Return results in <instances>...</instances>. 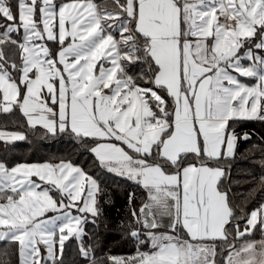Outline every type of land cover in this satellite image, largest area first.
I'll list each match as a JSON object with an SVG mask.
<instances>
[{
  "label": "snow or ice",
  "instance_id": "obj_1",
  "mask_svg": "<svg viewBox=\"0 0 264 264\" xmlns=\"http://www.w3.org/2000/svg\"><path fill=\"white\" fill-rule=\"evenodd\" d=\"M113 3V11H101L94 0H0V113L18 109L29 127L52 134L70 130L101 166L140 184L149 202L131 216L144 218L145 228L171 216L168 201H175L169 227L182 226L188 239L148 232L154 252L109 257L111 264H218L217 255L223 264H264V239H245L257 225L264 231V204L233 233L228 192L218 185L223 170L208 163L234 154L238 137L229 121H264V0ZM6 45L17 51L6 56ZM24 139L0 130L5 144ZM97 190L71 163L0 162V241L18 242L21 264H55L53 237L58 231L61 258L66 240L81 241L87 220L71 209L95 223ZM48 211L62 214L41 219ZM127 235L143 243L131 224ZM216 241L227 247L218 252ZM79 252L102 264L82 242Z\"/></svg>",
  "mask_w": 264,
  "mask_h": 264
},
{
  "label": "trees",
  "instance_id": "obj_2",
  "mask_svg": "<svg viewBox=\"0 0 264 264\" xmlns=\"http://www.w3.org/2000/svg\"><path fill=\"white\" fill-rule=\"evenodd\" d=\"M94 3L101 11H104V8L113 11L115 7L113 0H94ZM5 47L13 49L11 46H4L5 55ZM0 129L25 130V139L22 141L7 144L0 141V162L5 163L7 167L11 168L17 164L56 165L67 162L81 168L87 176L96 181L98 190L95 198L100 215L95 218V223L92 222L91 215L86 218L87 222L82 224L81 242L85 248L91 247L94 250L98 261L111 264L109 257L128 259L136 256L138 251L144 252L147 249L148 243L144 240V235L148 229L141 219L136 222L131 216L133 209L139 216V209L148 200L146 190L141 185L106 171L93 156L88 145L77 140L70 132L57 131L55 134H49L42 127L28 128L18 110L10 114L0 113ZM229 130L235 132L238 139L233 156L222 157L216 161L218 165L229 169L219 187L222 191L227 190L234 220H237L243 230L247 223L239 222L241 217L260 208L264 202V121H229ZM245 133L248 139H244ZM130 224L140 233L143 243H138L127 235ZM259 236H262V229L257 225L252 235L245 239L255 240ZM216 245L217 251L227 247L223 241L216 242ZM79 248L80 243L74 238H69L65 241L63 257H59L55 264H90V261L80 254ZM0 261H3V264H19L16 242H0Z\"/></svg>",
  "mask_w": 264,
  "mask_h": 264
},
{
  "label": "rangeland",
  "instance_id": "obj_3",
  "mask_svg": "<svg viewBox=\"0 0 264 264\" xmlns=\"http://www.w3.org/2000/svg\"><path fill=\"white\" fill-rule=\"evenodd\" d=\"M63 2H67V0H56V3L57 4H60V3H63ZM104 10H107V9H105L104 8ZM108 11V10H107ZM0 22H2V18H0ZM16 34L15 33H13V36H15ZM21 36H22V29H21ZM67 42H70V40L69 41H67ZM47 44H48V46L49 47H51L52 48V50L53 51H57L58 49H59V45L58 44H56V43H53V42H51V41H47ZM13 50H15L14 48L12 49V50H10V48L9 47H5V51H6V56H9V54H10V52H12ZM242 52L244 51V49H242L241 50ZM242 63L245 65V66H247V65H249L250 63H251V61H248V60H244V61H242ZM62 67V66H61ZM239 79H240V81L242 82V83H244V84H246V85H249V86H251V85H254L255 83H256V81L254 80V79H252V78H249V77H239ZM45 95H47V93H46V90H45ZM52 107L55 109V111L58 113V111H59V109H58V106H56V105H52ZM18 110V109H17ZM19 111V110H18ZM20 113V112H19ZM20 115L24 118V123H25V125L28 127V128H33V127H29V125H28V123H27V118H25L24 116H23V114L22 113H20ZM57 120H58V115L55 117ZM37 126H40V125H37ZM36 126V127H37ZM40 127H42V126H40ZM35 128V127H34ZM0 130H5V131H8V132H20V133H22V134H25V130H10V129H0ZM57 131H59V130H57ZM49 134H52V133H49ZM17 141H22V140H17ZM17 141H12V142H17ZM12 142H9V143H12ZM61 163V162H60ZM60 163H58V164H60ZM57 165V164H56ZM105 169H107L106 167H105ZM106 171H108V170H106ZM109 172V171H108ZM112 174L114 173V172H111ZM126 179H127V177H125ZM31 179L35 182V183H37V184H40L41 185V188H49L50 186L49 185H47V184H45L44 182H42V181H40L39 180V178H37V177H31ZM127 180H129V179H127ZM129 181H132V180H129ZM134 182V181H133ZM136 183V182H135ZM140 185V184H139ZM38 190H41V189H38ZM50 195L54 198V199H56V200H60L61 199V196H60V194L55 190V189H53L51 192H50ZM84 196L86 197V192L84 193ZM0 202H3V201H0ZM67 202V201H66ZM147 203H148V201H147ZM79 206H81L80 204H79ZM174 209H175V206H174ZM152 211L153 212H155L156 211V209L155 208H153L152 209ZM173 211V210H172ZM71 212H72V214L73 215H80V216H82V217H88V216H90L88 213H79V212H77L76 211V209L75 208H73V209H71ZM47 213V212H46ZM45 213V214H46ZM48 213H50V214H48V215H44V217H41V219H47V218H51V217H53V216H56V215H60V214H62L61 212H56V211H48ZM251 214V213H250ZM152 216L151 215H149L148 217H147V219L148 220H152ZM156 219H157V222H158V227L157 228H155V229H148V228H146V229H148L147 231H145V235H144V240H146L147 241V243H148V248H149V250H151V251H148V252H145V253H152V252H154L155 251V249H153L152 248V245H151V241L148 239V236H147V233L148 232H154V233H156V234H168V235H178V236H181V237H183V238H185L186 236H185V234H183V232L180 230V227L179 226H177V231L176 232H173L172 231V229L169 227V225L170 224H172L171 223V221H169V219H170V216H168V215H165V216H158V217H156ZM141 221H144V218H141ZM234 221V222H233ZM232 222L233 223H235L237 220H233ZM59 232L57 231L56 232V235L53 237V239H54V241H56V244H55V246H54V248H55V261L57 260V259H59V257H60V251H59V244H58V238H59ZM263 235H264V231H263ZM82 237H83V235H82ZM82 237H81V240H82ZM70 238H74L75 239V237H70ZM79 243H80V245H81V241H78ZM145 242V241H144ZM17 244H18V242H16ZM39 247H40V249H41V254H42V256H44V257H47V251H46V248H45V246L41 243V244H39ZM18 263L19 264H21V255H20V247H19V244H18ZM42 264H53V259H45V260H43L42 261Z\"/></svg>",
  "mask_w": 264,
  "mask_h": 264
},
{
  "label": "crops",
  "instance_id": "obj_4",
  "mask_svg": "<svg viewBox=\"0 0 264 264\" xmlns=\"http://www.w3.org/2000/svg\"><path fill=\"white\" fill-rule=\"evenodd\" d=\"M15 37V36H14ZM164 95L166 96V93H164ZM169 100H170V98H169ZM171 102V101H170ZM37 127H40V126H37ZM43 128V127H42ZM230 131V130H229ZM68 132H70L71 133V131L69 130ZM231 132V131H230ZM73 136H75L73 133H71ZM125 148H126V146H125ZM130 154H132L133 156H135V153H132L131 152V150L130 149H126ZM234 151H235V149H234ZM93 154V153H92ZM93 156H94V154H93ZM233 156V155H232ZM95 157V156H94ZM231 157V156H230ZM96 158V157H95ZM191 162V161H190ZM64 163H67V162H64ZM208 163H210L211 164V166H213V167H218V168H221L222 170H223V175L220 177V179H219V181H218V185L220 184V182H221V180L225 177V175L229 172V169L228 168H226V167H224V166H221V165H218L217 163H216V161H208ZM33 164H35V163H33ZM33 164H29V165H33ZM43 164H49V163H40V164H35V165H43ZM51 165V164H50ZM105 168V167H104ZM106 170H108V169H106ZM169 171H174V169H169ZM111 173V172H110ZM113 174H115V175H117L115 172L113 173ZM118 176H120V177H122V178H125V177H127V176H121V175H118ZM34 177H36V176H34ZM38 178V177H37ZM128 179V178H127ZM181 181H182V176H181ZM133 182V181H132ZM37 191H39L38 189H37ZM227 191V190H226ZM181 192H182V186H181ZM146 193H147V191H146ZM10 194V193H9ZM147 199H148V194H147ZM148 201V200H147ZM149 202V201H148ZM77 203H79L81 206H83L82 205V202H77ZM168 203H169V205L171 206L170 207V212L172 213V215L170 216V219H169V221H171V223H173L174 222V220H175V209H174V206H175V201H172V200H169L168 201ZM262 204H264V202L262 203ZM261 206V205H260ZM173 210V211H172ZM252 212V211H251ZM250 212V213H251ZM250 213L247 215V216H242L241 217V219H240V221L239 222H246L247 223V219L248 218H250ZM48 214H50V213H46L45 215H48ZM89 214V213H88ZM90 215V214H89ZM145 221V220H144ZM150 221V220H149ZM234 222V221H233ZM232 221H231V224H230V229L232 230V232L234 233L235 232V229H236V224L238 223L237 221L235 222V223H233ZM261 226V225H260ZM180 228H181V230H182V232H183V234H185V239H188V237H187V234H186V232L184 231V229L182 228V226H179ZM149 229V228H148ZM261 229H262V226H261ZM232 237L230 236L229 237V239H231ZM261 239H264V235H263V231H262V236H259L258 237V239H255L256 241H259V240H261ZM4 241H7V240H4ZM0 242H2V241H0ZM216 242H220V241H216ZM215 242V243H216ZM239 245V242L237 243V246ZM148 251H151V250H149V248H148V246H147V249L144 251V253L145 252H148ZM218 252H220V251H218ZM216 260H217V262H218V264H223V257L222 256H220V255H217V257H216Z\"/></svg>",
  "mask_w": 264,
  "mask_h": 264
},
{
  "label": "flooded vegetation",
  "instance_id": "obj_5",
  "mask_svg": "<svg viewBox=\"0 0 264 264\" xmlns=\"http://www.w3.org/2000/svg\"><path fill=\"white\" fill-rule=\"evenodd\" d=\"M142 223H143V225H145V221H143ZM149 229H150V228H149Z\"/></svg>",
  "mask_w": 264,
  "mask_h": 264
}]
</instances>
